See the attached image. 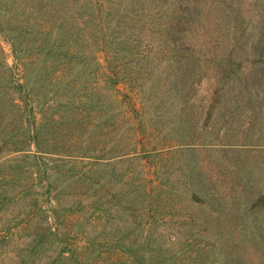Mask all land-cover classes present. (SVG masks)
Masks as SVG:
<instances>
[{"label": "rangeland", "instance_id": "1", "mask_svg": "<svg viewBox=\"0 0 264 264\" xmlns=\"http://www.w3.org/2000/svg\"><path fill=\"white\" fill-rule=\"evenodd\" d=\"M3 200L0 264L30 206L115 264H264V0H0Z\"/></svg>", "mask_w": 264, "mask_h": 264}, {"label": "trees", "instance_id": "2", "mask_svg": "<svg viewBox=\"0 0 264 264\" xmlns=\"http://www.w3.org/2000/svg\"><path fill=\"white\" fill-rule=\"evenodd\" d=\"M116 94L114 95L115 100L117 101L121 100L116 96ZM37 173L38 172H35V174L39 176V174ZM43 177H47V175ZM40 180L43 181L41 177ZM44 181H46L47 186H51L49 185L50 182L48 178H45ZM3 201H0V203H5V200ZM47 201L49 203V206L48 208H43V210L45 209V212H47V214L49 211L52 212V214L54 213L55 220H58L59 206L61 205L58 197L53 196L51 197V199ZM34 208L35 207L33 206H30L29 209L27 208L23 216H21L20 218H16L14 224L9 225V230H10L11 228H18V229L30 228V225L33 224L32 227L35 233L34 235H32L30 239L25 240L23 246H21L20 248V252L16 255V257L13 260L10 261L9 264H31L34 263L36 259L40 260L42 258L46 259L44 261L45 264H115L116 261L119 260V256L127 255L126 259H129L133 254L135 255L137 251L136 249L133 248L131 242H127V240H125L126 242H124L123 240L122 241L117 240L115 242V245L113 246H115L116 248L117 245L120 246L122 244L123 248L120 250V253L116 252V249H114V258L112 261L110 260V257L107 256L108 254L111 253L106 248L108 246L107 242L98 241V246L96 248L97 250L96 256L91 257L90 249L93 250L96 245L93 239L86 237V235L82 237L79 236L78 233H74V235L68 240H62L61 236H63V234L66 233H70V231L68 230L71 229L72 225L68 224L66 228H63V227H59V224H57L55 229H53L51 225L49 226L46 225L48 232H44V233L37 232L38 230L37 229L35 230V228L38 227L36 222L34 221L35 217L32 215L34 213L33 211H35ZM40 209L42 210V208H39V210ZM79 218L80 215L78 213H74L72 214L69 221L76 222L79 220ZM44 229H46V227ZM52 240L55 241L58 247L56 248V254L55 255L51 254L49 257H45L43 256V250L45 252L46 249H48V242L51 243Z\"/></svg>", "mask_w": 264, "mask_h": 264}]
</instances>
